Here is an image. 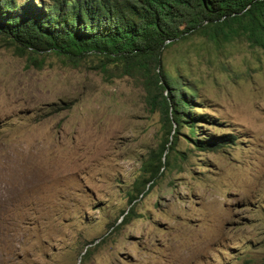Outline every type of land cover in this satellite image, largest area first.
I'll return each mask as SVG.
<instances>
[{
  "label": "rangeland",
  "instance_id": "obj_1",
  "mask_svg": "<svg viewBox=\"0 0 264 264\" xmlns=\"http://www.w3.org/2000/svg\"><path fill=\"white\" fill-rule=\"evenodd\" d=\"M28 54L0 33V264H264L263 49L198 34L166 47L198 119L172 149L138 75Z\"/></svg>",
  "mask_w": 264,
  "mask_h": 264
},
{
  "label": "trees",
  "instance_id": "obj_2",
  "mask_svg": "<svg viewBox=\"0 0 264 264\" xmlns=\"http://www.w3.org/2000/svg\"><path fill=\"white\" fill-rule=\"evenodd\" d=\"M0 33L28 51L30 62L38 60L34 53L47 51L73 64L94 55L102 64L114 63L141 77L156 92L151 103L162 108L164 143L172 149L181 127L190 134L198 131V119L188 99L195 89L179 72L173 76L164 70L163 51L189 34L217 48L243 37L264 50V0H53L44 7L0 0ZM200 142L202 149L217 144L212 138ZM165 144L142 162V171L150 173L146 180L161 167Z\"/></svg>",
  "mask_w": 264,
  "mask_h": 264
},
{
  "label": "clouds",
  "instance_id": "obj_3",
  "mask_svg": "<svg viewBox=\"0 0 264 264\" xmlns=\"http://www.w3.org/2000/svg\"><path fill=\"white\" fill-rule=\"evenodd\" d=\"M213 140H215V139L213 138ZM216 141H217V144H218L219 141H218V140H216ZM217 144H216V145H217ZM223 144H224V142H223ZM220 146H221V145H220ZM136 199H137V198H136ZM136 199H133V200H132V202L130 203V207L136 203V202H135ZM122 220H123V217L121 218V221H122ZM121 221H120V222H121Z\"/></svg>",
  "mask_w": 264,
  "mask_h": 264
}]
</instances>
